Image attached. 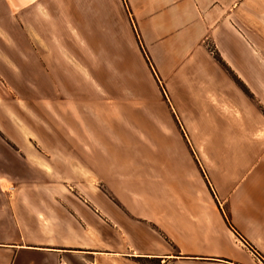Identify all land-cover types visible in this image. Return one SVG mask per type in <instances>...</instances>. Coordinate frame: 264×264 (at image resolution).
Wrapping results in <instances>:
<instances>
[{"label": "rangeland", "instance_id": "rangeland-1", "mask_svg": "<svg viewBox=\"0 0 264 264\" xmlns=\"http://www.w3.org/2000/svg\"><path fill=\"white\" fill-rule=\"evenodd\" d=\"M39 1L19 12L0 3V170L23 153L31 184L46 181L74 195L97 194L98 178L110 179L106 209L125 213L132 228L141 222L134 214L151 217V189L161 197L172 194V173L185 164L192 176L201 173L208 197L225 196L239 164L249 163L242 156L263 149L264 98L224 63L214 35L235 34L254 57L261 82L264 0H201L209 9L195 12L190 3L173 11L168 0ZM221 76L242 93L244 105ZM217 164L223 179L214 184ZM173 165L179 173L166 171ZM0 177L6 176L0 171ZM157 177L159 188L151 184ZM190 186L199 187L193 177ZM12 188L0 187L11 195ZM224 199L215 200L217 220L199 231L204 262L264 264L262 233L241 218L245 231L260 240L257 247L234 226ZM122 229L133 242L134 233ZM174 252L184 260L196 256ZM115 260L99 256L94 264L145 263Z\"/></svg>", "mask_w": 264, "mask_h": 264}, {"label": "crops", "instance_id": "crops-1", "mask_svg": "<svg viewBox=\"0 0 264 264\" xmlns=\"http://www.w3.org/2000/svg\"><path fill=\"white\" fill-rule=\"evenodd\" d=\"M195 1L196 3L194 0H168L172 4L170 9L173 11L185 10L189 3L194 12L209 9L210 4H203L201 0ZM0 3L7 12H19L33 3L40 4V1L0 0ZM213 4L217 7L215 2ZM214 38L215 51L219 53L224 63L252 94L263 99L264 72L263 80L260 82L256 79L260 72L256 69L254 57L250 52L248 53L246 46L232 33L225 35L216 33ZM220 80L222 85L238 95L239 98L235 102H242L244 105L242 99L244 96L238 88L226 84L224 77ZM221 96L226 98L228 104L234 103L225 91L221 92ZM246 118H253V115ZM259 145L256 143L253 146ZM233 154L243 155L239 152ZM19 155L20 159L0 170L3 176H6L0 177V187H13L12 195L5 194V191L0 189V264H80V261L89 258H91L89 263L94 264L99 256L108 257L111 261L116 259L117 262L124 257L145 262L138 264L190 262L206 264L203 253L207 250L203 242L205 238L200 236L199 231L206 230L207 227L212 226L211 221L217 220L220 213L215 200L224 198L223 202L228 204L230 219L234 226L242 234L248 235L250 231H245L244 222L241 220L245 218L250 229H257L262 233L264 249V146L263 149L259 148L257 153L247 152V156L251 155L250 159L242 156L245 161L249 160V163L239 164V177L229 185V188H226V191L224 190L223 197L218 193L217 186L215 189L218 195L213 191L215 195L208 197L205 192L207 186L201 173L192 176L188 164L182 166L181 173L179 167L173 165L174 168L166 170L169 173L173 171L179 173L178 175L172 173V178L175 177V181L169 186L172 194L166 197L157 196L158 193L154 194L155 187H153L151 217L134 214V217L141 222L135 224L133 228L128 225L125 213L106 209L109 197L107 188L113 185L112 180L99 177L97 181L101 185L97 194L94 191H88L86 195L64 194L63 189L49 186L46 181L43 184H31V179L28 177L30 176L28 158L23 153ZM220 167L219 164L215 165L214 174L211 175L210 179L215 182L214 184L223 179ZM88 170L93 169L88 168ZM192 177L199 186L193 189L194 192L190 186ZM204 177L212 186L206 174ZM160 180L158 177L154 178L151 184L159 188ZM200 184H203L205 191ZM114 188L120 191L121 186L117 185ZM73 189L70 187L71 192L74 191ZM65 190L70 192L67 188ZM122 226L134 233L133 242ZM218 226L221 229V225ZM192 234H199L200 237ZM212 239L217 241V238ZM247 239L259 247V239L251 237L250 234ZM174 251H179L180 254L195 252L196 256L192 257V261L184 260ZM222 257L233 259L234 255L225 254ZM215 261L220 262V260Z\"/></svg>", "mask_w": 264, "mask_h": 264}, {"label": "trees", "instance_id": "trees-1", "mask_svg": "<svg viewBox=\"0 0 264 264\" xmlns=\"http://www.w3.org/2000/svg\"><path fill=\"white\" fill-rule=\"evenodd\" d=\"M228 225H229V223H228Z\"/></svg>", "mask_w": 264, "mask_h": 264}]
</instances>
